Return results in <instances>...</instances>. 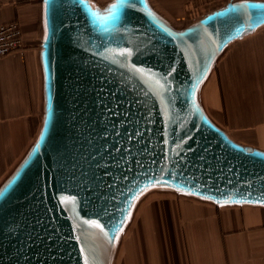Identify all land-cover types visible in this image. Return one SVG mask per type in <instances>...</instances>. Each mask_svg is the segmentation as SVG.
<instances>
[{"label":"water","instance_id":"95a60500","mask_svg":"<svg viewBox=\"0 0 264 264\" xmlns=\"http://www.w3.org/2000/svg\"><path fill=\"white\" fill-rule=\"evenodd\" d=\"M42 1L40 128L0 184V264H113L150 193L264 205V152L232 141L199 102L224 47L264 24V2L176 29L147 0L111 17L121 0Z\"/></svg>","mask_w":264,"mask_h":264},{"label":"crops","instance_id":"0c3cea01","mask_svg":"<svg viewBox=\"0 0 264 264\" xmlns=\"http://www.w3.org/2000/svg\"><path fill=\"white\" fill-rule=\"evenodd\" d=\"M246 1L264 2L147 0L176 29L227 3ZM10 22L21 27L24 46L0 59V181L23 158L40 126L43 1L0 0V25ZM199 102L232 141L264 152V24L224 47L201 85ZM151 198L160 207L137 209L138 217L142 209L144 215L136 220L135 212L113 264H264V205L216 204L173 193ZM158 210L170 220L153 221Z\"/></svg>","mask_w":264,"mask_h":264},{"label":"built area","instance_id":"2783aa9c","mask_svg":"<svg viewBox=\"0 0 264 264\" xmlns=\"http://www.w3.org/2000/svg\"><path fill=\"white\" fill-rule=\"evenodd\" d=\"M23 46L22 30L17 22L0 25V59Z\"/></svg>","mask_w":264,"mask_h":264},{"label":"rangeland","instance_id":"374dc122","mask_svg":"<svg viewBox=\"0 0 264 264\" xmlns=\"http://www.w3.org/2000/svg\"><path fill=\"white\" fill-rule=\"evenodd\" d=\"M188 24H190V23H188ZM184 26H187V24H185ZM184 26H180V27H184ZM41 114H42V102L40 103V111H39V124H40V120H41ZM14 169V167L13 168H11L10 169V171L4 176V178L6 177V176H8L9 175V173L12 171ZM3 178V179H4ZM3 181V180H2ZM2 181H0V184L2 183ZM157 193V195L158 194H168V195H170V193H159V192H156ZM148 196V195H147ZM155 198H147L146 196L142 199V201H141V203L139 204V207H138V209L139 208H142V206L143 207H146V205L147 206H150V205H155V206H157V207H160L159 205V201H156V199L154 200ZM164 205L165 206H167V205H171V203H169V202H167L166 203V201H164ZM173 205H174V203H173ZM143 209L141 210V212H140V214H139V217H138V214H137V212H138V210L136 211V215H137V217L138 218H136V220H138V219H140V217L141 216H143L144 215V213H143ZM159 211V210H158ZM154 219H153V221H161V220H170L169 218H168V216H167V214H164V213H160V211L159 212H157L156 211V213H154Z\"/></svg>","mask_w":264,"mask_h":264},{"label":"snow or ice","instance_id":"6c2138e0","mask_svg":"<svg viewBox=\"0 0 264 264\" xmlns=\"http://www.w3.org/2000/svg\"><path fill=\"white\" fill-rule=\"evenodd\" d=\"M123 6H124L123 0H121V2L118 3V4L117 3H114V4L110 5L109 6L110 9L113 10V11L108 13L109 17L113 16L116 13V10H118L119 8H121ZM89 7H91V6H89ZM252 7L257 8V7H260V6H258V5H252ZM235 10H236L235 8L231 9V11H233V12ZM255 20H256V23L264 22V13L256 16L255 17ZM118 55L126 56V55H129V53L121 52ZM0 194H2V190H0ZM62 202H67V201H62Z\"/></svg>","mask_w":264,"mask_h":264},{"label":"bare ground","instance_id":"6f19581e","mask_svg":"<svg viewBox=\"0 0 264 264\" xmlns=\"http://www.w3.org/2000/svg\"><path fill=\"white\" fill-rule=\"evenodd\" d=\"M110 2V1H109ZM205 110L203 109V112H204ZM206 112V111H205ZM204 112V113H205ZM207 114V113H206ZM39 128H40V126H39ZM39 130V129H38ZM38 133V132H37ZM36 136H37V134H36ZM36 136H35V138H36ZM35 140V139H34ZM148 195V196H147ZM146 195V197L147 198H150V197H153V196H158L157 195V193H150V194H147ZM141 201L142 200H140V202L138 203V205H137V208H136V210L138 209V207H139V204L141 203ZM136 210H135V212H136ZM135 212L133 213V216H132V219H131V222H132V220H133V218H134V216H135ZM131 222H130V224H131ZM130 224L127 226V228L130 226ZM127 228L125 229V231H124V235L126 234V231H127ZM121 239H122V237H121Z\"/></svg>","mask_w":264,"mask_h":264}]
</instances>
